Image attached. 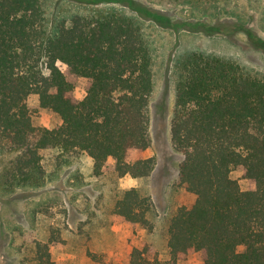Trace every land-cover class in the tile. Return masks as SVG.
I'll return each mask as SVG.
<instances>
[{"label":"trees","instance_id":"1","mask_svg":"<svg viewBox=\"0 0 264 264\" xmlns=\"http://www.w3.org/2000/svg\"><path fill=\"white\" fill-rule=\"evenodd\" d=\"M73 1L92 9L49 29L43 0H0V152L18 153L3 176L5 191L45 185L42 150L56 153L53 175L82 155L98 178L143 181L156 168L144 155L155 86L151 41L137 17L97 6L141 8L135 0ZM177 69L172 144L183 157L179 186L196 200L170 219L169 260L134 247L130 264H180L196 253L204 264H264V78L199 51L178 60ZM77 78L88 81L81 100L73 95ZM33 94L60 116L59 127L34 125ZM236 170L249 190L232 176ZM152 209V198L132 186L113 212L121 223L151 230ZM62 243L57 231L47 243L33 241L37 264H54L51 246Z\"/></svg>","mask_w":264,"mask_h":264},{"label":"rangeland","instance_id":"2","mask_svg":"<svg viewBox=\"0 0 264 264\" xmlns=\"http://www.w3.org/2000/svg\"><path fill=\"white\" fill-rule=\"evenodd\" d=\"M135 1L141 8L138 11L122 4L97 7H115L137 17L151 41L155 86L149 106L151 147L144 155L156 159L153 174L143 181L129 176L98 178L91 159L82 155L53 175L56 153L42 150L49 171L45 185L8 192L1 188L3 176L18 153L0 152V264H37L33 241L47 243L51 231L59 232L63 239L62 246H51L54 264H130L133 248L145 246L150 247L152 257L169 260L170 219L196 200L179 186L183 157L172 144L178 60L194 51L215 54L231 58L264 78V0ZM43 2L49 29L92 9L73 0L59 5L60 0ZM60 67L67 72L66 65ZM87 86L86 78H77L74 97L83 99ZM28 104L36 127L54 129L62 124L58 114L40 107L38 95H31ZM232 176L243 190L250 189L241 171ZM132 186L153 200L151 230L121 223L114 216L116 202L124 189ZM180 264H204L203 255L196 253Z\"/></svg>","mask_w":264,"mask_h":264}]
</instances>
